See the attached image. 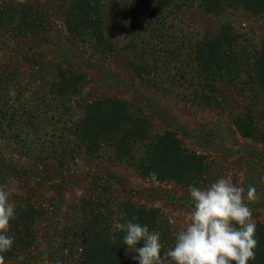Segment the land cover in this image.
<instances>
[{
  "label": "rangeland",
  "instance_id": "obj_1",
  "mask_svg": "<svg viewBox=\"0 0 264 264\" xmlns=\"http://www.w3.org/2000/svg\"><path fill=\"white\" fill-rule=\"evenodd\" d=\"M95 1L112 47L95 30L67 31L73 0H0V186L15 204L5 264H139L123 243L128 221L159 233L163 256L194 208L189 186L220 178L256 189L246 203L264 226V8ZM107 101L125 115L101 111L89 131L92 106ZM248 117L244 136L235 120ZM180 149L202 166L177 181Z\"/></svg>",
  "mask_w": 264,
  "mask_h": 264
},
{
  "label": "clouds",
  "instance_id": "obj_2",
  "mask_svg": "<svg viewBox=\"0 0 264 264\" xmlns=\"http://www.w3.org/2000/svg\"><path fill=\"white\" fill-rule=\"evenodd\" d=\"M155 178V173L151 174ZM193 210L186 217L187 225L179 231L173 248L161 256L163 245L157 232L146 225L128 221L120 225L125 233L127 252L139 264H249L255 260L259 241L257 225L246 201L256 198V189H245L220 178L205 189L189 186ZM13 192L0 186V264L10 251L14 238L8 235L10 222L15 219ZM144 241L143 247L137 245Z\"/></svg>",
  "mask_w": 264,
  "mask_h": 264
},
{
  "label": "trees",
  "instance_id": "obj_3",
  "mask_svg": "<svg viewBox=\"0 0 264 264\" xmlns=\"http://www.w3.org/2000/svg\"><path fill=\"white\" fill-rule=\"evenodd\" d=\"M238 1L239 4L244 5L245 2L244 0H236ZM251 1V0H250ZM203 7L205 8L206 11L210 12V11H218L220 9V7L217 5V0H201ZM252 2V1H251ZM73 5H71V7L69 8V12L67 15V20H66V28L67 31L74 35L77 32H80L83 29H89V30H95L97 32H100V40L101 42H106L107 46L110 45V42H107V39L105 37V33L106 30L103 29V24L102 21L99 19V11L101 10V5L99 3H97L95 0H73ZM253 9H255V12L258 13V11H260V8H258L257 6L264 8V0H253L252 4ZM246 6V4L244 5ZM262 10V9H261ZM263 11V10H262ZM218 42V41H217ZM216 42V43H217ZM202 48L200 50H202L203 48H205L204 46H201ZM200 54L205 55V53L203 51H200ZM111 51V50H110ZM113 51V50H112ZM206 57H204L201 60V65L206 63ZM135 65H133L134 67ZM203 67V66H202ZM256 67H257V75H258V83L261 86V89L264 93V48L262 53L260 54V58L256 63ZM145 71L146 73V69L143 66H136V70L135 71ZM93 107V112L91 115V119L89 120V131L91 130H97L100 128V121L97 120V116L101 111H110L112 112V114L114 115V118H112L114 121L116 119L119 120L121 119L125 113H126V106L122 103V102H111V101H107L106 104H96ZM114 112V113H113ZM96 118V119H95ZM235 125L238 128V130L241 132V134H243L244 136H251L252 135V131H253V118L248 117V120H241L240 118H237V120H235ZM19 126V125H18ZM102 128L105 127V125L103 124L101 126ZM97 128V129H96ZM19 133H21V131H19ZM3 134V133H2ZM4 137L1 136L0 139H3ZM163 138H158L155 141L154 149L156 150L157 145L164 142ZM174 143H175V147H178V143L177 141L174 139ZM179 149V148H178ZM176 161H177V165L172 164L171 167H169V173L173 176H175L177 179V181H180L182 179H184L185 177L189 175H192L194 172H196V168H200L202 166L201 161L198 157H187L185 156V153L183 151V149H180V153L177 154L176 156ZM157 164V160L154 159V155L153 158L151 157V163L148 165V169L157 175V170H154V166ZM193 171V173H192ZM176 172H178L179 174H177ZM155 175V177H157ZM255 238L259 241L258 247L255 250V260L254 261H250L249 264H264V226L260 225L257 227V231H256V236Z\"/></svg>",
  "mask_w": 264,
  "mask_h": 264
}]
</instances>
